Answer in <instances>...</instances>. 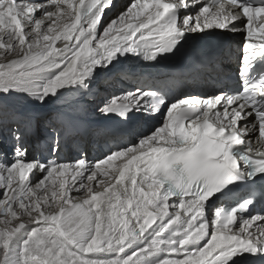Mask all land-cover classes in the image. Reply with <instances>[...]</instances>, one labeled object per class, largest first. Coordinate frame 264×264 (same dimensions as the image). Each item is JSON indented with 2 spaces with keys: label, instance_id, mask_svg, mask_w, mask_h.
I'll return each mask as SVG.
<instances>
[{
  "label": "snow or ice",
  "instance_id": "1",
  "mask_svg": "<svg viewBox=\"0 0 264 264\" xmlns=\"http://www.w3.org/2000/svg\"><path fill=\"white\" fill-rule=\"evenodd\" d=\"M114 7L0 0V264H264V0H131L107 18ZM216 33L243 37L239 87L171 97L144 78ZM134 57L147 63L130 75ZM105 74L138 86L100 113L158 123L118 129L131 140L94 161L54 159L83 126L16 106L67 104ZM38 134L47 156L30 153Z\"/></svg>",
  "mask_w": 264,
  "mask_h": 264
},
{
  "label": "bare ground",
  "instance_id": "2",
  "mask_svg": "<svg viewBox=\"0 0 264 264\" xmlns=\"http://www.w3.org/2000/svg\"><path fill=\"white\" fill-rule=\"evenodd\" d=\"M115 4V7L112 9V11L106 10V17L111 16L113 13L116 14L120 10H124L125 8L124 5L126 3H131V0H114L113 1ZM122 12V11H121ZM103 23V22H102ZM234 42L240 43L243 40V37L241 35H232L229 34ZM189 42L185 46V50L183 49L182 52L173 58L166 59L162 61L160 64L151 67L147 71L151 74V72H156L159 73L160 70H163L164 68H167L169 65H172V63L178 61V58L180 59H189L191 57L189 53V47L193 42L190 44ZM230 44L227 45L225 48L220 50V55L217 56L216 59H214L210 64L201 66L200 68L196 69L193 71L190 75L185 77L184 79H179L178 77L175 76V79L170 78L169 82L175 87H178L181 89V86L183 88H190L192 84L194 85H200V84H205L211 81L212 77L216 81L221 80V75L224 71L227 69L233 70V65L235 63V60L231 59L233 57H236L238 54V50H234L232 47L231 42ZM221 47V45L219 46ZM12 59V57H8V60ZM138 60V61H137ZM7 61L4 59L3 56H0V63H6ZM135 63V64H134ZM147 62L142 61L139 57H134L131 60H127L123 65H121L122 68L127 69L129 74H134L137 73L140 69L145 68ZM134 65V69H130L131 66ZM106 74L103 79H101L97 85L99 88L102 89L101 92L98 90L95 91L97 94V99L93 100L92 98L88 97V101L86 102L87 104H74L76 101H72L70 99L71 96H69L67 99L69 103L65 104V102L62 100L59 103L56 102L53 105L54 110H47L45 113H43V117L40 116V120L43 123L45 120H55L57 116H63L65 119H71L74 120L78 123H80L84 131L78 135L71 137L67 140V143L65 145V148L63 151L59 154L58 157H53L61 161H69V163L72 162L74 158H76L77 155H79L80 151L78 152L75 147H74V142H80L81 146H83V151H87L88 155L90 156L89 158L93 160L94 156H99L102 158L103 153L107 152L108 150H104L100 148V145L105 144L108 146H113L116 142H120L121 140H126L125 143H128L131 140V136L126 135V136H113L110 134L108 131L106 125L101 121V120H96V114L95 112L98 109V105L101 103V100L103 96L109 95L112 92H120L124 89H134L135 87L138 86V83L135 79L132 80H123L120 79L117 75L112 76ZM148 77V78H147ZM145 79L147 78L148 80L152 79L153 81H157L160 79L157 75L150 76L146 75L144 77ZM163 79H168V76H163ZM103 80V81H102ZM136 81V83H135ZM189 83L188 85H185ZM115 85V86H114ZM182 88V89H183ZM189 92H199L198 88H194L190 90ZM188 92V93H189ZM95 101V103H94ZM80 103V102H79ZM21 107V106H20ZM22 108V107H21ZM48 107H43V109H47ZM97 108V109H96ZM96 109V111H95ZM17 111L20 113V111L17 109ZM48 113V114H47ZM47 114V116H45ZM36 115V114H35ZM97 118V117H96ZM87 122V123H86ZM158 121L155 120H149V121H140V122H135L131 128H134L136 131H147L148 128L152 127L154 124H157ZM9 127H15L14 124L9 123ZM5 132L0 133V135H5ZM121 143V142H120ZM29 148L31 155L33 156H40L41 153L45 156H47V152L45 148L43 147L44 145V135L43 134H38V135H33L29 138L28 140ZM3 144H0V149L4 148ZM259 147V145H257ZM264 149V148H262ZM94 152L96 154L94 155ZM61 155H64V157H61ZM95 159V157H94ZM32 226V225H30Z\"/></svg>",
  "mask_w": 264,
  "mask_h": 264
},
{
  "label": "rangeland",
  "instance_id": "3",
  "mask_svg": "<svg viewBox=\"0 0 264 264\" xmlns=\"http://www.w3.org/2000/svg\"><path fill=\"white\" fill-rule=\"evenodd\" d=\"M128 4H130V3H126L125 5H124V7L123 8H125ZM121 11H123V9L122 10H120V11H118V13H116V14H112L111 16H109V17H107V18H114L117 14H119ZM103 22V21H102ZM194 40V39H193ZM195 41V40H194ZM62 46V43L61 42H58L57 43V47H61ZM185 50V49H184ZM135 64V63H134ZM106 75V74H105ZM104 75V76H105ZM108 75H111V74H108ZM107 75V76H108ZM112 76H115V74H112ZM104 78V77H103ZM102 78V79H103ZM103 81V80H102ZM115 86V85H114ZM95 89V91H99V92H101L102 91V89L101 88H99L98 87V85L94 88ZM94 89H93V91L92 92H88V93H86V94H81V93H75L73 96H71L70 97V99L72 100V101H76L74 104H81V105H83V104H87L86 102L89 100L88 99V97H90V98H92L93 100H96L97 99V94L95 93V91H94ZM104 97V96H103ZM80 102V103H79ZM56 102H50L49 104H47V105H44V106H41V105H38V104H33V103H22V104H18L16 107H17V109L20 111V114H32V115H38L39 117L40 116H42L43 117V113H45L47 110H54L53 108V105L55 104ZM94 103H95V101H94ZM22 108H21V107ZM43 107H48L46 110L45 109H43ZM97 109V108H96ZM96 109H95V111H96ZM48 114V113H47ZM47 114L45 115V116H47ZM95 114H96V117H95V119L97 120H99V119H103L105 116L102 114V113H100L98 110L95 112ZM121 136H124L123 134L121 135ZM125 141L126 140H121L120 142L121 143H125ZM75 143V142H74ZM81 146V144H80V142H77V143H75L74 144V146ZM3 147H5V146H3ZM65 148V147H64ZM100 148H102V146L100 145ZM29 150H30V148H29ZM78 152L80 151V153H79V155H77L76 156V158H74L73 160H72V162L73 161H75L76 159H78V157L82 154V153H86L87 154V156H88V158L90 157L89 155H88V152L87 151H83L82 150V147H79L78 148V150H77ZM31 153V152H30ZM61 157H64V155H61L60 156V158ZM54 159H56V158H54ZM96 159H98L97 157L94 159V157H93V160H96ZM61 161V160H60ZM89 161H92L90 158H89ZM61 162H69V161H66V160H64V161H61Z\"/></svg>",
  "mask_w": 264,
  "mask_h": 264
},
{
  "label": "trees",
  "instance_id": "4",
  "mask_svg": "<svg viewBox=\"0 0 264 264\" xmlns=\"http://www.w3.org/2000/svg\"><path fill=\"white\" fill-rule=\"evenodd\" d=\"M208 39H204V42L207 41Z\"/></svg>",
  "mask_w": 264,
  "mask_h": 264
}]
</instances>
